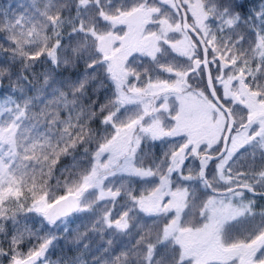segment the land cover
Masks as SVG:
<instances>
[{
  "label": "snow or ice",
  "instance_id": "1",
  "mask_svg": "<svg viewBox=\"0 0 264 264\" xmlns=\"http://www.w3.org/2000/svg\"><path fill=\"white\" fill-rule=\"evenodd\" d=\"M0 264H264V0L0 7Z\"/></svg>",
  "mask_w": 264,
  "mask_h": 264
},
{
  "label": "trees",
  "instance_id": "2",
  "mask_svg": "<svg viewBox=\"0 0 264 264\" xmlns=\"http://www.w3.org/2000/svg\"><path fill=\"white\" fill-rule=\"evenodd\" d=\"M23 4L25 7L21 8L20 5ZM30 4V0H0V7H7L8 5L12 6V10L15 12H22L24 11ZM38 71H43L42 69H39ZM71 228H75L76 225L73 224L70 226ZM64 248L63 242H61L60 246L54 251V253L51 255V260L53 262L61 259L64 257L65 252H62L61 249ZM66 251V249H65ZM67 255L71 257L73 253L68 252Z\"/></svg>",
  "mask_w": 264,
  "mask_h": 264
}]
</instances>
